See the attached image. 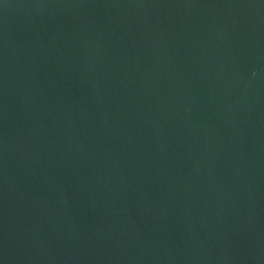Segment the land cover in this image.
<instances>
[{
    "label": "water",
    "instance_id": "1",
    "mask_svg": "<svg viewBox=\"0 0 264 264\" xmlns=\"http://www.w3.org/2000/svg\"><path fill=\"white\" fill-rule=\"evenodd\" d=\"M0 264H264V0H0Z\"/></svg>",
    "mask_w": 264,
    "mask_h": 264
}]
</instances>
